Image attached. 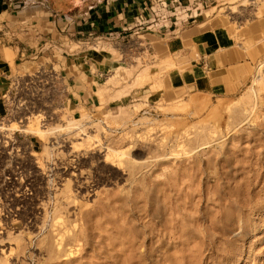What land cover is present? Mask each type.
Instances as JSON below:
<instances>
[{"label": "rangeland", "instance_id": "374dc122", "mask_svg": "<svg viewBox=\"0 0 264 264\" xmlns=\"http://www.w3.org/2000/svg\"><path fill=\"white\" fill-rule=\"evenodd\" d=\"M0 4L7 11L41 7L53 27L38 46V67L53 72L44 86L47 95L37 99V108L20 113L13 110L15 101L4 105L0 98V135L15 133L38 146L42 168L32 198L0 191L3 212L12 210L4 223L10 228L0 230V264H155L159 237L171 234L176 243L192 226L199 233L196 219L218 209L240 172L256 178L264 168V0ZM193 23L223 33L230 45L253 57L231 97L194 90L192 63L184 54L164 55L155 41ZM26 32L0 26V44L29 40ZM79 58L93 59L80 70L95 102L74 115L63 103L64 84ZM26 122L48 131L41 137L24 132ZM76 142L80 145L73 147ZM250 217L256 229L225 254L234 259L214 254L221 262L207 264H264V238H253L263 235L264 213ZM201 242L190 243L199 246L197 254L178 248L174 261L186 264L192 256L191 264H204L209 251Z\"/></svg>", "mask_w": 264, "mask_h": 264}, {"label": "crops", "instance_id": "0c3cea01", "mask_svg": "<svg viewBox=\"0 0 264 264\" xmlns=\"http://www.w3.org/2000/svg\"><path fill=\"white\" fill-rule=\"evenodd\" d=\"M113 22L109 21V24L113 25ZM115 22L118 23L117 20ZM0 26H8L10 30L16 31L21 28L27 29L24 36L29 38V40L14 41V44H0L1 97L2 93L10 86L12 79L18 75L32 73L38 68L40 58H42L39 55L38 46L41 45V40L48 37L49 32L53 34V27L48 20V13L41 7H26L7 11L1 4ZM4 38L6 37H1L2 40ZM155 41L162 48L164 55L184 54L185 59L192 63L190 66L191 77L194 81L192 87L194 90L210 96L231 97L237 92L244 76L248 74L254 64L253 57L235 45H230L223 33L216 34L210 28L199 27V24L195 23L156 37ZM7 49H10V52ZM88 60L93 61L92 58H79L78 62L73 61V65H77V67L75 66L77 70H71V66L65 69L71 70V72L68 77L69 81L64 84L63 103L73 111L74 115L80 112V108H90L93 105L95 96L81 80L83 72L80 70V66L81 64L89 65ZM48 64L55 66V62ZM58 64L64 67L67 65L60 61H57V66ZM60 68L62 70V67ZM70 81L73 83H69Z\"/></svg>", "mask_w": 264, "mask_h": 264}, {"label": "bare ground", "instance_id": "6f19581e", "mask_svg": "<svg viewBox=\"0 0 264 264\" xmlns=\"http://www.w3.org/2000/svg\"><path fill=\"white\" fill-rule=\"evenodd\" d=\"M259 78H263V76H261V77L259 76ZM29 117L30 116H27L26 119ZM34 120L35 119H33L32 123L35 122ZM31 125H28V123H27L25 125V127L21 126L22 131L30 132L31 134L33 133V134L40 136V137L43 136L46 131H48L45 127L44 128H38V127L33 128V127H31ZM64 127L66 128V126H63L62 128L64 129ZM20 130H21V128H20ZM80 142H76L77 143L76 145L73 144V147H77L78 144L80 145ZM119 159H121V158H119ZM240 174H241V180L240 181H239V179L237 181L235 180L236 182H235V184H233V186L227 187V190L224 192V196H223L224 198L222 197L223 199L222 198H221V200L219 199L220 201H223V200H225V201H223V203L222 202L218 203V209L215 212L207 213L206 211L204 212L202 210L203 214H202L201 218L196 219L197 224H199V227H201L202 231L200 229H198V230H200L198 233V231H195V229L191 225L192 227L188 228L189 231L187 229L188 232L187 233L184 232L186 236L183 239H181L182 241H179L176 243L174 242V240H173L174 237H172L171 234H168L166 237L164 236L165 238L159 237L158 244H157L156 249H155L156 250L155 251L156 256H157V259L155 257V259H156V262L154 261L155 264H174V262H175V264H177V262L174 261V255H175L174 251H176L178 248L179 249L185 248V250L187 248H189L191 253L196 252V254H197L198 252H200L199 246H195V245L190 246L191 241L194 240L195 238H199V240L203 242V244L206 246L207 250L209 251V253H207V256H206V259H207L205 262L206 264L207 263H214V262H218V261L221 262V259H219L215 255L224 256L225 260H227V261L232 260L231 258H233V257L227 256L225 254L228 251L230 252V250L236 246L235 240L236 239L237 240L245 239L247 236L251 235V232H253L257 227V225L251 221V217L253 215L250 217V214H260L261 212H262V214L264 213V209H263L264 204L262 203V201H260L262 195L264 196V168L262 169V171L258 172L256 178H255V176L253 178L252 177L246 178L243 175V172H240ZM191 183H192V181H191ZM231 183H234V182H231ZM193 184H194V182H193ZM202 191H204V190H202ZM204 193H206V192H204ZM219 197H220V195L216 199H218ZM203 207H204V205H203ZM190 208H191V212H192L193 205H192V207L190 206ZM202 209H204V208H202ZM193 210H196V208ZM195 218L196 217H194V220H195ZM189 219L191 220V218H189ZM252 220H254V219H252ZM218 222H221V223L219 225H217ZM192 223H195L193 221V219H192ZM192 223L190 221V224H192ZM197 224H195V225H197ZM200 232H202V233H200ZM176 236H175V238H176ZM256 237L257 236L255 234V237H253V238H255L254 239L255 241H260V240L262 241L264 238V231H263V235H261L260 237L258 236L257 238ZM250 238H252V237H250ZM202 242H201V244H202ZM166 243H167V245H166ZM7 249H4V250H7ZM189 249H187V251H189ZM205 249H204V251H205ZM251 249H252V247L248 248L247 250L245 249V253L248 254V255H246L247 257H249V253L252 252ZM186 256H183V258H186ZM199 256H200V254H199ZM233 256H234V254H233ZM188 257L189 256H187V259H188ZM191 257L189 260L185 259V262H189V263L192 262ZM242 257H243V255H242ZM175 259H177V258H175ZM189 263H186V264H189ZM193 264H197V263L193 262Z\"/></svg>", "mask_w": 264, "mask_h": 264}, {"label": "built area", "instance_id": "2783aa9c", "mask_svg": "<svg viewBox=\"0 0 264 264\" xmlns=\"http://www.w3.org/2000/svg\"><path fill=\"white\" fill-rule=\"evenodd\" d=\"M51 74L53 75L52 69L38 67L32 73L18 75L12 79L10 86L0 98L4 105L8 100L15 101L13 110L18 113L22 111V108L24 110L37 108V99L47 95L44 86L49 85V81L52 79ZM44 121L43 116L42 125L45 124ZM17 123L24 125L22 117L17 119ZM20 137L21 135L15 133L8 136L0 135V191H12L29 199L33 197V192H37L39 189L35 184L34 177L36 172L42 171V168L38 165L39 155L35 149L38 146L30 140L24 141ZM3 210L5 209L0 201V230L10 228L5 227L4 223L7 216L12 214V210L9 209L7 214ZM24 218H26L25 215Z\"/></svg>", "mask_w": 264, "mask_h": 264}]
</instances>
